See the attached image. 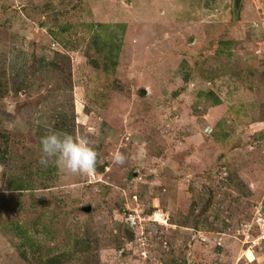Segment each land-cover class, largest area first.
<instances>
[{"label": "rangeland", "instance_id": "rangeland-1", "mask_svg": "<svg viewBox=\"0 0 264 264\" xmlns=\"http://www.w3.org/2000/svg\"><path fill=\"white\" fill-rule=\"evenodd\" d=\"M263 212L264 0H0V264H264Z\"/></svg>", "mask_w": 264, "mask_h": 264}, {"label": "clouds", "instance_id": "clouds-1", "mask_svg": "<svg viewBox=\"0 0 264 264\" xmlns=\"http://www.w3.org/2000/svg\"><path fill=\"white\" fill-rule=\"evenodd\" d=\"M39 145L38 163L43 167L54 164L72 175L81 176H87L96 170L98 153L84 137L49 129L40 137ZM113 160L114 163L123 165L126 157L117 152L113 155Z\"/></svg>", "mask_w": 264, "mask_h": 264}, {"label": "built area", "instance_id": "built-area-1", "mask_svg": "<svg viewBox=\"0 0 264 264\" xmlns=\"http://www.w3.org/2000/svg\"><path fill=\"white\" fill-rule=\"evenodd\" d=\"M262 215H263V218L257 219L256 222H257V227L259 228V237L258 238L261 241H264V226H262V225H264V214H262ZM165 216H166V214H164L163 212L155 211L153 214H151V216L148 215V218L146 220H148L150 222L157 223L159 226H161L162 223H161L160 219L163 218V220H165ZM136 217L137 216H134V218H132L131 216L129 217V220L131 221V225L133 227L137 223ZM254 221H255V219H253V221H251V223L249 224L250 229H252Z\"/></svg>", "mask_w": 264, "mask_h": 264}, {"label": "trees", "instance_id": "trees-1", "mask_svg": "<svg viewBox=\"0 0 264 264\" xmlns=\"http://www.w3.org/2000/svg\"><path fill=\"white\" fill-rule=\"evenodd\" d=\"M55 260L54 259H48L44 262V264H54Z\"/></svg>", "mask_w": 264, "mask_h": 264}, {"label": "water", "instance_id": "water-1", "mask_svg": "<svg viewBox=\"0 0 264 264\" xmlns=\"http://www.w3.org/2000/svg\"><path fill=\"white\" fill-rule=\"evenodd\" d=\"M237 1H241V0H237ZM86 211H90V207H87L86 208Z\"/></svg>", "mask_w": 264, "mask_h": 264}]
</instances>
